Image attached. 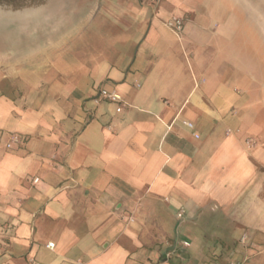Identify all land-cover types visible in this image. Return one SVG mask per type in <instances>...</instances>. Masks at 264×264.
<instances>
[{"label":"crops","instance_id":"crops-1","mask_svg":"<svg viewBox=\"0 0 264 264\" xmlns=\"http://www.w3.org/2000/svg\"><path fill=\"white\" fill-rule=\"evenodd\" d=\"M242 4L98 0L96 30L6 38L0 264H264V147L245 143L264 134V80L231 58L251 46ZM102 89L125 108L95 105Z\"/></svg>","mask_w":264,"mask_h":264},{"label":"water","instance_id":"water-1","mask_svg":"<svg viewBox=\"0 0 264 264\" xmlns=\"http://www.w3.org/2000/svg\"><path fill=\"white\" fill-rule=\"evenodd\" d=\"M61 1L41 0L30 6H14L8 1L0 0V45H4L6 38L12 36L21 37V33L26 36L27 33L31 35H47L56 31L61 32L60 28L70 21L76 27L75 19L79 10L86 4L92 10L95 4L94 1H85L81 4L73 3V5H68L67 10L66 8L61 9ZM241 1L246 4L250 12L254 10L253 8L258 13L264 12V0H256V4L252 3V0ZM259 18L261 19L260 14Z\"/></svg>","mask_w":264,"mask_h":264},{"label":"rangeland","instance_id":"rangeland-1","mask_svg":"<svg viewBox=\"0 0 264 264\" xmlns=\"http://www.w3.org/2000/svg\"><path fill=\"white\" fill-rule=\"evenodd\" d=\"M6 2L12 3L14 6H20V5H28L36 4L37 2H40L41 0H5ZM85 1H96L98 0H62L61 2V9L66 8L68 10V5L75 3H83ZM211 4L216 6L217 9H220L222 7L225 8V6H230L231 9H233L234 12H236L237 17H242L244 12L243 8V1L241 0H210ZM252 3L256 4V0H252ZM246 6V4H245ZM246 14L251 16L252 24L250 25L249 22L246 24H235V26L240 25V34L243 36L244 34L247 35L248 41L251 42V46H248L249 49L246 52V54H242L239 49L231 52V58L236 63H242L243 65H247L251 71L254 72V74L259 78H263L264 80V12L258 13L255 11V8L252 12L249 11V8L246 7ZM259 9V8H258ZM221 10V11H222ZM259 14L261 15V19L259 18ZM96 13L94 10L89 9L88 5H84L80 10L78 15L76 16L75 23H77V29L74 31L82 32V31H89L91 29L96 30L98 24L95 22ZM74 25L69 28L68 24L66 26L61 27L60 31H62V35L66 33L68 35L69 31L74 30ZM241 37V36H240ZM239 40V38H238ZM263 96H264V87H263ZM263 126H264V118L262 120ZM253 141V147L252 150L262 146L264 147V134L261 137H256L252 139H248ZM264 172V169H261Z\"/></svg>","mask_w":264,"mask_h":264},{"label":"built area","instance_id":"built-area-1","mask_svg":"<svg viewBox=\"0 0 264 264\" xmlns=\"http://www.w3.org/2000/svg\"><path fill=\"white\" fill-rule=\"evenodd\" d=\"M166 27L169 30H172L173 32H175L177 35H180L183 31V21H182V19H179V18H173L166 23ZM102 101L111 102V103L116 104L117 105V109H116L117 113L121 112L125 108V104L122 101V97L115 92H109L105 89H102L99 92L98 96L93 100V102L95 105H99ZM185 125L188 128L193 129L192 124L185 123ZM196 138L198 139L199 136H196ZM20 142H21L20 136L13 134L10 136L9 142L7 143L6 147L8 149H11L14 144H18ZM245 143H246L247 149L251 150L253 145H254L253 141L246 140ZM37 181L38 180H35V182H37ZM185 216H186V210L184 208H181L177 213V218L179 220H181V219H184ZM124 221L127 224L133 222L132 218H126ZM246 241H247V236L245 235L241 239V243L244 244ZM182 244L184 247H190L189 242H183ZM47 247L48 248H54V244H48ZM230 264H247V262L246 261H240V262H232Z\"/></svg>","mask_w":264,"mask_h":264}]
</instances>
